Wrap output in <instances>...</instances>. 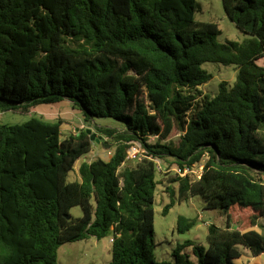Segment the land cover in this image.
<instances>
[{
  "label": "trees",
  "instance_id": "16d2710c",
  "mask_svg": "<svg viewBox=\"0 0 264 264\" xmlns=\"http://www.w3.org/2000/svg\"><path fill=\"white\" fill-rule=\"evenodd\" d=\"M222 1L250 38L219 42L217 23L195 19L196 0H0V113L69 102L88 127L124 125L96 126L113 155L84 160L70 181L94 132L63 138L62 120L39 118L0 124V264H57L60 246L92 237L113 239L109 264H170L154 258L159 184L171 197L165 214L198 196L227 218L208 227V248L179 245L176 264H191L187 247L199 264H235L239 246L264 254L254 229L264 218V0ZM205 63L239 68L216 97L199 91L213 78ZM132 141L168 171L146 158L126 165ZM194 165L201 178L171 170ZM239 213L251 217L233 228ZM195 224L180 217L178 230Z\"/></svg>",
  "mask_w": 264,
  "mask_h": 264
},
{
  "label": "rangeland",
  "instance_id": "374dc122",
  "mask_svg": "<svg viewBox=\"0 0 264 264\" xmlns=\"http://www.w3.org/2000/svg\"><path fill=\"white\" fill-rule=\"evenodd\" d=\"M197 10L195 19L200 22H214L219 25L221 34L218 41L225 43L227 41L243 42L250 38L249 35L241 32L235 24L228 18L225 13L222 0H196ZM258 64L264 67V59L258 61ZM203 68L207 70L212 79L205 85L199 87V91L208 94L211 97H216L220 90V85L223 82L233 84L239 72L237 66H224L218 63H205ZM32 118H39L48 121L62 120V137L77 132L79 129H89L94 132V135H99L96 130L98 127H110L122 129L124 125L111 118L95 119L91 127L84 122L81 113L78 109H74L70 103L61 104H46L36 108L33 113L21 112H6L0 113V124L17 125L23 124ZM94 138L92 152L82 158L75 166V171L69 176L70 181L79 179L78 169L81 163L85 160L92 162L96 159L108 160L113 155V150H105L101 146V140ZM173 137H178L174 133ZM155 140L152 139L151 142ZM135 163L126 165L135 166ZM165 166V163H164ZM176 167V166H173ZM167 177L166 175L158 174L157 180ZM176 188V185H174ZM171 202L170 194L167 192L165 184H159L156 189L155 202V249L154 258L158 263L176 264L177 260L174 256L175 250L179 245L187 241L196 242L205 248H208V227L215 224L225 228L227 226V218L218 211L204 210L203 203L200 197H192L189 201L175 205L165 214V207ZM74 218L82 216L80 207H74L71 211ZM180 217H185L189 220H196V224L190 230L180 233L178 230V220ZM251 217L249 213H239L235 216L233 228H242L246 221ZM258 232H264V218L257 221V226L254 228ZM111 238L104 239L89 238L87 240L69 243L60 246L57 255V264H109L112 260V243ZM242 252V258L235 261V264H247L249 260L254 259L248 249L239 246ZM182 254L188 257L191 264H199L198 258L194 254L192 247H187L182 251ZM261 261L263 258H257Z\"/></svg>",
  "mask_w": 264,
  "mask_h": 264
},
{
  "label": "built area",
  "instance_id": "2783aa9c",
  "mask_svg": "<svg viewBox=\"0 0 264 264\" xmlns=\"http://www.w3.org/2000/svg\"><path fill=\"white\" fill-rule=\"evenodd\" d=\"M149 159L156 164L157 170L159 172L168 171L167 166H164V163L157 157L149 155L147 150L143 148L141 143L139 142H130L129 147L127 149V161L131 163L139 162L142 159ZM202 166L194 165L192 167L184 166V167H172V171L178 174L181 177H186L190 175H194L197 178H201L202 175ZM111 243L113 239L110 240Z\"/></svg>",
  "mask_w": 264,
  "mask_h": 264
},
{
  "label": "crops",
  "instance_id": "0c3cea01",
  "mask_svg": "<svg viewBox=\"0 0 264 264\" xmlns=\"http://www.w3.org/2000/svg\"><path fill=\"white\" fill-rule=\"evenodd\" d=\"M69 103V102H68ZM71 104V103H70ZM242 258V257H241ZM254 259L249 260V262H247V264H264V254L259 256V257H253ZM257 258H263L261 261H257Z\"/></svg>",
  "mask_w": 264,
  "mask_h": 264
},
{
  "label": "water",
  "instance_id": "95a60500",
  "mask_svg": "<svg viewBox=\"0 0 264 264\" xmlns=\"http://www.w3.org/2000/svg\"><path fill=\"white\" fill-rule=\"evenodd\" d=\"M88 133L89 134H92V131L91 130H88ZM94 138H95V135H92V137H91V139L94 141ZM98 141V140H97ZM68 218H70V217H68Z\"/></svg>",
  "mask_w": 264,
  "mask_h": 264
}]
</instances>
